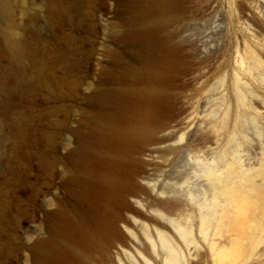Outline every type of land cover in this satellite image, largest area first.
<instances>
[{
  "label": "rangeland",
  "instance_id": "rangeland-1",
  "mask_svg": "<svg viewBox=\"0 0 264 264\" xmlns=\"http://www.w3.org/2000/svg\"><path fill=\"white\" fill-rule=\"evenodd\" d=\"M141 1L0 0V264H33V244L48 234L54 210L93 211L76 197L74 178L90 172L71 151L89 146V124L120 114H149L141 123L149 140L135 155L145 161L137 180L147 188L139 207L148 227L119 221L127 249L96 252L93 264H164L161 243L148 238L155 240L159 218L148 204L193 198L200 217L213 203L206 173L227 171L236 159L245 210L259 221L241 264H264V0H176L172 10L135 17L140 3H153ZM134 31L146 34L129 37ZM129 68L160 71L155 78L165 80L128 75ZM119 90L126 96L116 98ZM193 133L209 136L208 153ZM159 146L175 152L163 157Z\"/></svg>",
  "mask_w": 264,
  "mask_h": 264
},
{
  "label": "bare ground",
  "instance_id": "bare-ground-1",
  "mask_svg": "<svg viewBox=\"0 0 264 264\" xmlns=\"http://www.w3.org/2000/svg\"><path fill=\"white\" fill-rule=\"evenodd\" d=\"M151 1L153 3H140L133 15L144 17L158 11L166 12L175 8L176 3V0ZM177 2L178 5L179 1ZM145 34L134 31L129 32V37L135 38ZM140 54L144 56L142 52ZM251 58L255 64H261V61L253 54ZM139 70L129 68L127 74L137 72L138 78L154 80L162 84L165 80L163 76L155 78V75L161 74L160 71L152 74L151 71ZM166 74L168 77L169 74ZM126 94L123 90H119L116 92V98L125 97ZM148 115H140L135 119L129 115L120 114L115 122L110 124H89L83 135L89 146L76 148L71 153H77L90 172L84 177L74 179L80 187L76 197L93 211L75 214L64 213L60 208L54 210V218L50 223L48 234L38 238L33 244V264H93L96 252L103 255L114 248L127 249V234L119 226V221L128 225L135 219L142 224L144 231H147L148 226L144 220L146 216L139 207V203L142 202L140 196L147 191V188L137 180L145 166V161L135 155L143 154L150 137L151 131L148 130L149 134L147 132L145 134L141 128L142 122L149 118ZM146 126L147 124L144 127L142 125L144 129ZM193 134L195 142L192 143L196 144L197 141L196 147L200 146L199 151L208 153L210 146L207 143L211 140L209 136ZM145 135L149 136L147 140ZM168 139L169 137H165L163 140ZM163 147L159 146L155 149L163 157L168 155L170 150L171 153L175 152L171 148L169 150ZM151 152L153 151L149 152L150 156ZM241 170V164L237 159L230 164L227 171L215 167L209 169L205 176L208 187L212 191L213 203L209 210L201 212L200 217L193 198L188 200L178 198L179 196L167 199L156 198L153 203L151 202L152 204H148L150 210L154 211L159 218L155 220L154 226L151 225L152 232L155 230L157 235L155 240L150 234L147 235L153 241V245L155 242L158 246L159 242L161 243L165 253L159 250L158 257L164 264H184L183 256L185 257L186 249H190V256H192L189 264H241V248L245 242H255L259 225L257 211L245 210L244 207L249 199L241 185L243 176ZM248 181L250 184H260L255 175H251ZM202 188L205 189L206 186ZM204 189H199L201 194L202 190L204 193ZM201 199H197L196 202L199 200L201 203ZM56 221L60 222L57 227ZM167 221L174 225L176 231ZM199 233L202 237H199ZM193 245L194 253H192L193 247L191 248Z\"/></svg>",
  "mask_w": 264,
  "mask_h": 264
}]
</instances>
